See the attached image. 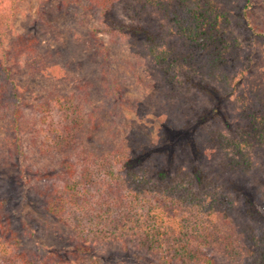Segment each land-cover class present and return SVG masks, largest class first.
<instances>
[{
	"label": "trees",
	"instance_id": "trees-1",
	"mask_svg": "<svg viewBox=\"0 0 264 264\" xmlns=\"http://www.w3.org/2000/svg\"><path fill=\"white\" fill-rule=\"evenodd\" d=\"M61 1L63 10L80 5ZM88 2L101 33L148 59L170 110L141 122L151 109L108 71L104 102L114 120L92 144L88 131L101 115L84 114L74 94L55 85L46 98H25L19 76L46 77L53 51L25 29L2 45L0 264H106L111 256V264H264V199L258 212L249 186L264 157V88L246 50L264 34L251 0ZM94 48L108 60L106 46ZM67 69L59 77L69 83ZM26 109L39 116L33 131ZM26 197L70 228V250L23 247L13 208L22 211Z\"/></svg>",
	"mask_w": 264,
	"mask_h": 264
},
{
	"label": "rangeland",
	"instance_id": "rangeland-1",
	"mask_svg": "<svg viewBox=\"0 0 264 264\" xmlns=\"http://www.w3.org/2000/svg\"><path fill=\"white\" fill-rule=\"evenodd\" d=\"M3 2H5L4 5L0 3V10L7 8L8 11L3 14V21H0V35H2L0 37L2 38V40L0 39V54L2 45L7 47L6 45L17 39L24 32V29L28 30L31 35H38L42 45L53 51V53L48 54L47 63L52 66V69L45 74L46 77H41L40 74L24 77L26 73L19 76L18 80L21 85L23 87L28 86L29 92H31H26L25 98L32 100V97L37 94L46 98L48 97L47 94L54 90L55 85H58L61 90L64 89L62 92L74 94V104L81 107L84 114L93 113L99 119L101 115L102 125L88 131L92 138L89 142L92 144H99L100 134L107 130L111 121L114 120L107 111L109 104L104 102L103 81L108 71L125 85L126 96L141 101L142 104L151 109V113L141 122L154 117L153 115L159 112H169L171 104H167L164 99L166 89L163 90L157 85L160 84V76L156 70L148 59L139 57L137 51L131 48L129 44L119 42V40L117 42L100 32L101 23L98 14L88 0H78L79 6H72L64 10L61 7V0H23L22 2L3 0ZM251 2L258 15L257 26L264 34V0H251ZM40 18L47 25L39 23ZM6 23L7 25L9 23V27L6 26ZM11 28L13 33L10 32ZM99 42L108 48V60L104 59L100 51L94 48L95 44ZM246 50L251 58L248 63H252L251 69H253L255 78L264 88V39L246 44ZM65 68H68L66 73L71 77L69 83L59 77V73L65 72ZM86 83H91L90 90L81 89ZM205 102L202 98L194 103L199 108ZM100 109L103 111L101 114ZM128 116L136 118L134 114ZM24 120L29 126V131L40 127L37 124L39 116L30 110L26 109ZM259 163L261 172H255L251 175L252 181L249 186L254 193L252 201L254 208L258 212H262L264 157L259 160ZM5 175L9 179L16 177L14 172L9 171ZM18 181V186H15V190L13 188L12 192L17 200L20 199L23 190V182L21 179ZM23 202L25 205L22 211H19L18 202L13 208L19 221L18 231L22 238L23 247L32 251L39 245H45V248L49 250L58 249L61 252L70 250L71 243L67 238L71 231L70 228L61 223L56 224L53 218L47 219L29 197H26ZM242 209L244 210V207ZM43 221L48 224L46 227L42 225ZM112 260V256L107 258L106 264H111Z\"/></svg>",
	"mask_w": 264,
	"mask_h": 264
}]
</instances>
